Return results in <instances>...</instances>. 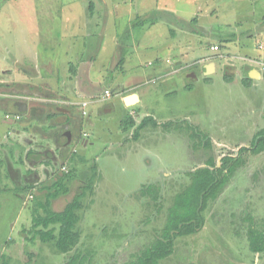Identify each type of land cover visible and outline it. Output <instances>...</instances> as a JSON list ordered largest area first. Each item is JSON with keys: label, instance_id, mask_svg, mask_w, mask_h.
Masks as SVG:
<instances>
[{"label": "rangeland", "instance_id": "obj_1", "mask_svg": "<svg viewBox=\"0 0 264 264\" xmlns=\"http://www.w3.org/2000/svg\"><path fill=\"white\" fill-rule=\"evenodd\" d=\"M32 2L0 0V17L8 18L0 20V78L15 61V55H6V45L20 37L24 43L13 45L28 48L24 33L32 30ZM112 2L126 16L114 23L120 45L114 52L67 54L65 40L56 54L62 84L98 81L94 87L100 90L90 97L88 87L75 100L59 103L78 108L84 100L89 102L86 113L75 114L79 127L71 131L72 142L65 149L64 136H58L57 145L35 133L39 119L35 129L32 122L22 125L25 118L14 121L16 115L7 108L9 90L0 79V264H63L69 259L70 253L43 242L33 229L34 209H41L38 203L45 202L49 187L66 175L69 191L53 201L55 210L87 187L79 211L78 249L92 254V264H126L163 232L168 208L176 193L189 185L190 171L210 158L221 163L224 155H236L264 128V78H253L249 87L242 82L246 66L260 67L264 73V0ZM171 2L174 5H168ZM85 3L89 7V1ZM85 15L78 11L76 18ZM40 23L49 26L46 36L53 25V31L61 30L53 14L46 13ZM172 26H183L184 32L173 37ZM3 31L9 33L7 38ZM217 44L220 48L213 49ZM153 61L159 62L160 71L154 70ZM205 65L211 66L210 73ZM136 73L141 78L134 87L115 90L118 81H133ZM226 73L233 79L226 80ZM62 84L57 94L65 97L70 88ZM107 89L112 94L105 98ZM120 93H138L141 99L126 106ZM109 106L113 110L106 112ZM7 114L13 121L6 120ZM128 116L135 119L134 127L124 125ZM147 116L159 125L149 124L135 138L138 123ZM244 157L245 164L211 200L204 227L178 237L175 252L162 264H264V252L250 249L246 233L251 218L264 219V152ZM152 183L160 188L159 203L144 196V185Z\"/></svg>", "mask_w": 264, "mask_h": 264}, {"label": "crops", "instance_id": "obj_2", "mask_svg": "<svg viewBox=\"0 0 264 264\" xmlns=\"http://www.w3.org/2000/svg\"><path fill=\"white\" fill-rule=\"evenodd\" d=\"M88 1L89 7L85 3V0H57V3H45V0H33V4H30L33 8L31 10L32 23H30V29L32 30L24 33L25 40H28L26 42L28 48L15 47V45H13L15 43H24V41L22 42L19 37V42H9L6 45V55H15L13 56L15 61L11 63L9 62V57L2 58L4 61L9 62V69L4 70L5 78H0L1 82H3L9 90L5 92L7 96L9 95V103L7 102V108L13 111L16 116L20 115V118L14 121H22L23 118H25L22 125L25 126L29 122H32L31 124L34 123L35 129L36 126H38L36 121L39 119L38 124H40L39 126L41 127L35 133L39 134L40 137L46 141H54L53 143H57V145L59 143L58 136H64L67 143L61 144L63 149H65L72 142V137L70 134L71 131L75 132V130L79 127V122L74 118L76 117L75 114H78L80 111L82 112L84 108L87 109L89 104L86 107L81 105L78 108H72L70 105H61L59 103H61L62 99L65 98L68 101L75 100L77 93H85L88 87L89 90L86 92V94L90 97H92L96 92L99 93L100 90L98 92L97 88L94 87L98 81L74 80L64 81L62 84V81H60L61 77L58 74L62 66L55 62L57 58L56 54L61 52L63 48V42L65 40H67L69 43L68 46H66L68 47V50L66 51L67 54L77 52L109 53L110 50L114 52L115 47L120 46L117 42L118 34L115 31L114 23L118 20H121L125 16V12H123L119 6L115 5L112 0ZM7 3L8 2H6V4ZM168 5H174V3L171 2L168 3ZM48 6L52 8H49ZM78 11H84L88 13V15L83 16L81 19H77L76 13ZM46 13L53 14V23L55 22L56 17L59 18L60 22L62 23L59 26V28H61V32L53 31L54 27H56L53 25L51 26L52 33L47 36L45 35V28L49 26H41L40 18H42L45 22ZM10 16L11 15L9 14V18ZM177 18L181 20H188L181 16H178ZM7 19L8 18L6 17H0L1 22L6 21ZM35 19H37L36 22ZM201 28L204 31L207 30L204 27ZM3 32H5V34L2 33V37L4 36L7 38L9 33L6 31ZM182 32H184L183 26H178L177 28L174 26L170 27V33L173 37H179ZM262 32H264V29ZM13 37H15V35ZM35 37L38 38V41ZM107 37H109L108 43ZM107 45L108 49L105 50ZM29 53L33 54L29 55ZM35 54H37V56ZM47 54L49 56H45ZM262 57L264 59V54ZM125 62L127 63L128 61ZM122 63H124V59ZM178 64H182V61H179ZM152 65H155L154 70L160 71V69H162L159 67V62L155 63L153 61ZM210 68L211 66L205 65L206 72H211ZM33 69L34 71H32ZM67 69L69 68L67 67L65 70ZM246 70L248 75L250 73L254 74V77H252L254 78V81H260L264 78V73L260 67H252L250 65L246 66ZM253 70L259 71L261 78H258L259 76H257L256 72H253ZM140 78L141 73H136L133 81H118L116 84L117 88L115 90L120 89L119 91H121V89L134 87V85L139 82L137 80ZM61 84L62 86H68L70 88L65 97H61L60 94H57V89L61 86ZM106 86L107 85L103 87ZM55 93L56 96L53 95ZM134 94L137 96V101L135 102L137 103L141 99L138 93H127L123 96L121 94L126 106L130 105L126 102V99ZM17 102H21V107H18L20 104L17 106ZM135 103H133V105ZM104 110L106 112H111L113 108L109 106ZM7 121L13 120L11 118ZM131 127L134 126H130V128ZM86 131H81V133ZM88 133L90 132L88 131ZM81 138H83L82 140L84 143L88 142V137L84 138L81 136ZM64 154H66V151Z\"/></svg>", "mask_w": 264, "mask_h": 264}, {"label": "trees", "instance_id": "obj_3", "mask_svg": "<svg viewBox=\"0 0 264 264\" xmlns=\"http://www.w3.org/2000/svg\"><path fill=\"white\" fill-rule=\"evenodd\" d=\"M218 47L220 48V45ZM225 79L232 80L233 74L226 73ZM242 82L245 86H250L253 78L247 75ZM123 123L130 127L135 126L136 121L132 116H128ZM149 124L157 126L159 122L155 118L147 116L138 123L134 136L137 137L140 131ZM164 125L168 126L169 122ZM195 132H197L196 129ZM200 135L204 139V144L208 145V137L203 133ZM262 152H264V128L254 135L250 146L241 147L236 155L231 153L224 155L221 163L210 158L206 165L190 171L189 185L176 193L173 203L168 208L163 232L158 234L134 259L126 264H162L163 259L175 252L178 237L197 233L204 227L206 222L204 213L211 200L218 198L240 167L245 164L244 154H260ZM68 176L66 175L67 178L60 177L54 182L46 192L45 202L38 203L41 209L38 207L34 209L33 229L43 242H53L59 252L70 253L69 259L63 264H92L93 262L90 260L92 254L78 249L81 237L77 228L80 221L79 211L83 207L87 187H84L81 193L76 194L62 210L53 208V201L59 198L62 193L69 191ZM144 189V196L149 195L156 203H159L161 195L158 185L145 184ZM247 219H250V215ZM250 220L246 232L250 240V249L254 253H263L264 219L260 222L253 218Z\"/></svg>", "mask_w": 264, "mask_h": 264}, {"label": "built area", "instance_id": "obj_4", "mask_svg": "<svg viewBox=\"0 0 264 264\" xmlns=\"http://www.w3.org/2000/svg\"><path fill=\"white\" fill-rule=\"evenodd\" d=\"M260 46H261V48H263V45H262V44H261ZM213 49L218 50V49H219L218 45H214V46H213ZM111 94H112V91H111L110 89H107L106 92H105L104 97H105V98H106V97H109ZM88 104H89V103H88L87 101H85V102L82 103V106H83V107H86ZM83 110H85V113L87 112V111H86V108H84ZM16 118L19 119V118H20V115H17ZM10 119H11V115H10V114H7V116H6V120H10Z\"/></svg>", "mask_w": 264, "mask_h": 264}, {"label": "water", "instance_id": "obj_5", "mask_svg": "<svg viewBox=\"0 0 264 264\" xmlns=\"http://www.w3.org/2000/svg\"><path fill=\"white\" fill-rule=\"evenodd\" d=\"M253 72H256L257 76H261V74H260L259 71L253 70ZM249 75H250V77H254V74L253 73H250ZM136 101H137V96L135 94L129 96L128 99H126V102L128 104H130V105L133 104V103H135ZM18 104H20V106H18ZM17 106L18 107H21V102H17ZM19 109H21V108H19Z\"/></svg>", "mask_w": 264, "mask_h": 264}]
</instances>
